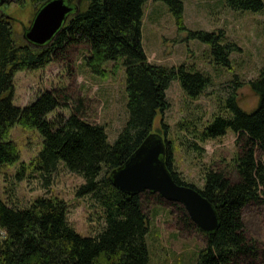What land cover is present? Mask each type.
Listing matches in <instances>:
<instances>
[{
  "label": "trees",
  "instance_id": "16d2710c",
  "mask_svg": "<svg viewBox=\"0 0 264 264\" xmlns=\"http://www.w3.org/2000/svg\"><path fill=\"white\" fill-rule=\"evenodd\" d=\"M24 1L14 0L18 6ZM45 1L28 0L36 10ZM73 1L72 13L57 35L42 47L16 44L10 18L0 15V166H11L18 160L9 130L14 125L35 130L41 138V149L34 165L29 164L30 169L45 185L59 164L79 176L82 183L75 196L89 195L94 200L101 211V227L93 235L80 236L67 222L65 203L56 197H37L24 208L9 206L0 198V264H148L144 208L167 206L183 229H190L193 224L179 204L146 191L126 194L112 187L109 174L151 134L153 119L167 108L164 92L169 82L177 81L187 98L196 99L208 86V80L183 65L165 68L147 62L140 45L141 9L146 0ZM224 1L239 11L259 12L264 7L261 0ZM163 2L177 30L184 31L179 1ZM187 37L208 45L214 62L228 66V54L235 46L221 45V32L188 31ZM79 45L87 53L82 63L94 76L104 77V62L122 58L127 119L112 144L107 143L101 125L84 119L79 102L66 118L54 114L63 104L61 101L66 100L59 91H42L23 107L11 103L15 73L61 63L66 51ZM241 85L234 77L226 87L224 107H220L224 111L218 112L196 135L192 134L194 139L188 143L196 150L197 142L216 139L229 130L238 151L230 170H206L202 187L196 188L176 172L171 148L165 141L163 163L171 179L177 185L195 189L217 216L216 229L202 234L204 245L197 251L195 264H244L258 259L264 262V249H258L246 238L241 220L244 207L264 205V70L246 82L256 98L255 106L248 112L237 104L236 90ZM16 175L20 177L19 173Z\"/></svg>",
  "mask_w": 264,
  "mask_h": 264
},
{
  "label": "rangeland",
  "instance_id": "374dc122",
  "mask_svg": "<svg viewBox=\"0 0 264 264\" xmlns=\"http://www.w3.org/2000/svg\"><path fill=\"white\" fill-rule=\"evenodd\" d=\"M0 5V15L10 18L16 44L26 43L25 30L36 11L28 0L22 6L8 0ZM181 5L184 31L177 30L174 18L163 0H146L140 21V45L147 62L165 68L180 65L199 72L208 86L196 99L187 98L177 81L169 82L164 92L166 110L156 115L151 135L169 143L173 164L180 178L201 188L203 173L208 169L227 172L237 154L234 135L227 130L216 139L197 142L198 149L188 144L200 129L210 123L224 107L227 85L234 77L243 83L236 90L239 108L248 112L256 104L246 82L264 70V7L259 12L229 8L224 0H177ZM264 5V0H261ZM72 4H75L72 1ZM221 32L220 44L229 43L228 66L214 62L210 47L187 37V32ZM27 44V43H26ZM87 55L84 46H73L64 54L65 61L50 63L43 69L17 72L12 77L11 103L23 107L40 92L59 91L66 100L54 114L66 118L79 102V111L90 123L101 125L106 141L112 144L127 119L125 78L122 58L101 65L105 75L91 74L83 65ZM53 113L47 118L50 119ZM164 125V128L161 126ZM195 131V132H193ZM190 132V133H187ZM9 140L15 145L18 160L11 166H0V198L9 206L24 208L37 197H56L66 205L68 224L80 236H89L101 227V211L89 195L75 196L81 185L79 176L67 172L60 164L45 182L30 169L41 149V138L33 129L14 125ZM20 165L23 169L20 170ZM20 171V172H19ZM20 174L17 177L16 174ZM171 211H174L171 210ZM148 234L145 238L148 264H195L197 251L203 247V235L192 226L183 229L176 214L167 206L144 208ZM246 238L258 249H264V205L250 204L241 211ZM244 264H264L261 259Z\"/></svg>",
  "mask_w": 264,
  "mask_h": 264
},
{
  "label": "water",
  "instance_id": "95a60500",
  "mask_svg": "<svg viewBox=\"0 0 264 264\" xmlns=\"http://www.w3.org/2000/svg\"><path fill=\"white\" fill-rule=\"evenodd\" d=\"M72 1H45L35 11L24 32L25 42L34 47L50 42L74 10ZM8 3V0H0V5ZM164 155L165 140L150 134L119 168L109 174L112 187L126 194L146 191L166 202L177 203L201 234L212 233L217 227L214 208L195 189L174 183L163 163Z\"/></svg>",
  "mask_w": 264,
  "mask_h": 264
}]
</instances>
